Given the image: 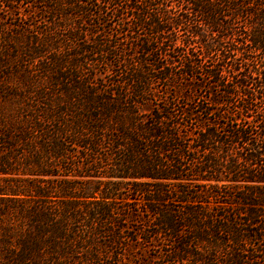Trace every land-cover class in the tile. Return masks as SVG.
Masks as SVG:
<instances>
[{
  "label": "trees",
  "instance_id": "trees-1",
  "mask_svg": "<svg viewBox=\"0 0 264 264\" xmlns=\"http://www.w3.org/2000/svg\"><path fill=\"white\" fill-rule=\"evenodd\" d=\"M0 2V264H264V0Z\"/></svg>",
  "mask_w": 264,
  "mask_h": 264
},
{
  "label": "rangeland",
  "instance_id": "rangeland-1",
  "mask_svg": "<svg viewBox=\"0 0 264 264\" xmlns=\"http://www.w3.org/2000/svg\"><path fill=\"white\" fill-rule=\"evenodd\" d=\"M1 5V2H0ZM2 13V6H0V14ZM15 23H17L14 19L9 18H2L0 17V32L2 30V27L4 25H14Z\"/></svg>",
  "mask_w": 264,
  "mask_h": 264
}]
</instances>
